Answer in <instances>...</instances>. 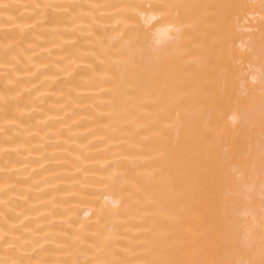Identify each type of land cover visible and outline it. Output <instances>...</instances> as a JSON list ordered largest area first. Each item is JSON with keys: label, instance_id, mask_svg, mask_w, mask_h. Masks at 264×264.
I'll list each match as a JSON object with an SVG mask.
<instances>
[{"label": "bare ground", "instance_id": "obj_1", "mask_svg": "<svg viewBox=\"0 0 264 264\" xmlns=\"http://www.w3.org/2000/svg\"><path fill=\"white\" fill-rule=\"evenodd\" d=\"M0 264H264V0H0Z\"/></svg>", "mask_w": 264, "mask_h": 264}]
</instances>
